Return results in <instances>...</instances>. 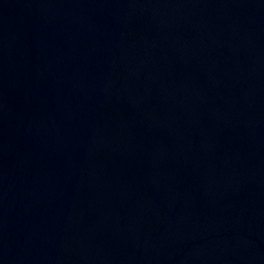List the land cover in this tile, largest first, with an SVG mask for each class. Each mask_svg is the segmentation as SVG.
<instances>
[{"label":"water","instance_id":"obj_1","mask_svg":"<svg viewBox=\"0 0 264 264\" xmlns=\"http://www.w3.org/2000/svg\"><path fill=\"white\" fill-rule=\"evenodd\" d=\"M0 264H264V0H0Z\"/></svg>","mask_w":264,"mask_h":264}]
</instances>
